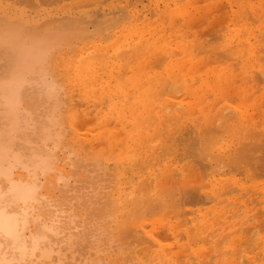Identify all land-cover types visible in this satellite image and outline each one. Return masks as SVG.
Instances as JSON below:
<instances>
[{
  "label": "rangeland",
  "instance_id": "obj_1",
  "mask_svg": "<svg viewBox=\"0 0 264 264\" xmlns=\"http://www.w3.org/2000/svg\"><path fill=\"white\" fill-rule=\"evenodd\" d=\"M31 1L33 3L32 6L27 2H23V0H0V18L3 17H5V19L14 18L12 21L23 23L25 25L26 22H28V24L30 23L29 25L45 24L46 26H52V25L64 26L66 24H69L74 28L77 27L80 31L77 32L78 34L80 33V35H76L75 33L76 38H74L75 35L73 34L74 36L72 35V37H70L69 40H67L69 41L68 43L67 41H65L64 46H62L53 56L51 63V72L53 74L52 77L53 79H55L56 85H59L56 88L57 90L59 88L61 89V90L59 89L58 91H61L59 92V98H60L59 100L62 101L63 103L62 109L60 111L61 113L60 118L62 117L61 119H64L63 120L64 122H62L63 128H61V134H63L62 135L63 137H61L59 146L55 151L56 165L54 167V171H52L45 178L44 177L41 178V183H42L41 192L45 196L47 195L54 200H59L56 198L57 197L62 198L64 196L65 199L67 200L69 199L70 196L72 197V198L70 197L71 200L76 199V197L78 200L79 199L78 196H80V191H81L82 194L80 198L83 196L82 197V199L84 198L83 201L79 199L77 202L76 200L75 204L74 203L72 204L74 200L71 202H69L70 200L67 201L68 202L67 206L71 204L69 206L70 208L74 206L76 207L69 209L70 211L71 210L73 211V209L77 210V212L74 210V212L71 213L72 211L70 212L67 209V211L71 213V215L70 214L68 215L69 216L74 215L76 221L75 226L78 225V227L83 228V226L87 224V228L91 229L92 226L88 227L89 224L91 225L93 224V228H94V224L98 225L97 228L101 226L99 225V223H97V221L98 222L101 221L99 220L100 216L99 217L96 216L97 220L94 222V218H96L94 216L95 213V211H93L94 208L93 209L90 208L89 210V207H93V206L92 205L89 206L87 204L86 205H80V204L85 202L84 201L85 197L89 195V197L92 198L95 195V191H97V196L100 198L99 202L101 203V205L105 203L107 205V206L104 205L103 208L100 207L101 206L100 205L99 206V208H101L100 210L104 211L107 209L109 211L108 213H110V215L107 213V210L106 212H104L107 214L106 218L108 216H112L111 217L112 219L107 220V222L105 223V225H107L105 227L107 233L109 231L112 234L110 233L109 236V234L105 233L107 236H109L107 240L109 242L104 243L105 245L104 244L101 245L102 251L100 252V254H97L96 260L101 261L102 262L101 264H145V263L154 264V263L143 262V259L140 258L138 252L140 251V249L144 247H149L152 249L164 247L168 249L173 248L175 251H176L175 248H177V250H179L178 251L179 253L175 254L176 259L189 258L190 259L189 261L192 263H187V264H197V263L198 264H202V263L203 264H208V263L209 264L211 263L212 264L214 263L264 264V226H263L264 225V182H263L264 177H262L264 176V170H263L264 151L261 152L263 155L262 154H260L261 156L259 155V157L263 156L261 158V161L259 160L258 161L259 163L253 167L254 171L255 169L261 167L262 170H260V168L259 170L262 171L261 173L263 174H261L260 171H258L259 176H258V172H256L258 169L255 172L251 170L254 173L250 172V169L248 170V168H251V165L256 164V161H254L255 163L252 162V164L250 165L249 164L251 163L250 160H247L249 163H246L247 161L244 162L246 158L243 157L241 153L239 154L235 153L236 149L239 151L241 147V145H238L239 140L242 136L241 128L243 130H246L247 135L254 134L260 137L261 134V138H264V136H262V134H264V129H263L264 128L263 126L264 125V102H263L264 101V89H263L264 88V62H263L264 55H261L264 53L263 50L264 37H262L264 35V6H263L264 1L241 0L244 4L243 3L239 4V2H241L240 0L238 1L237 0H211V1L210 0H53V1L31 0ZM248 1L251 2V3L249 2L250 5H247ZM34 5H36V7ZM243 7H245V9ZM185 8H187V10ZM177 10L179 12H177ZM255 10L258 12H256ZM182 14L183 16H181ZM170 15L171 18L169 17ZM184 15H187V18ZM247 16L248 18H245ZM180 17H184V18L180 19ZM168 18H170L171 20L170 19L168 20ZM193 35L196 37H193ZM257 36L260 37V40L259 39L257 40ZM120 41L121 43H119ZM254 41H256L257 44L260 46L257 47L256 42H255L256 45H254ZM220 42L222 43V45ZM156 46H159V48ZM221 46H223L224 48H222ZM98 47L104 48L105 50L104 49L102 50L101 48ZM257 48L260 49V53H258L259 50H257ZM214 53H216V55ZM144 54H148L149 57ZM98 57H100V59ZM144 57L147 58L148 60L147 62L145 61L146 58ZM141 59L142 62H145L144 65H141L142 64ZM97 60H99L100 62ZM110 60L111 62L113 61L115 64L113 62L111 63ZM179 60L181 61L179 62ZM75 61L77 62L79 61V62L77 63ZM90 61L93 62L92 65ZM256 63L259 65L256 66ZM89 64L91 68L89 67ZM178 64L180 66H178ZM261 64L263 66H261ZM237 66H239L241 69ZM111 67H114V69ZM78 68L79 71L77 72ZM84 68L88 69L89 71L86 70L87 71L86 72ZM131 68L134 69L131 70ZM81 69L83 72L80 71ZM149 69L150 71H152L151 74L148 73ZM52 70H54V72ZM74 70L76 71V73ZM143 70L145 71V74ZM134 72L136 73V75L138 74L139 75L136 76ZM73 73H75V75ZM71 74L72 76H70ZM79 74L80 77H78ZM129 74L131 75L129 76ZM140 74H144V76ZM96 75H98V77ZM153 76L155 79H153ZM228 76L232 78L229 79ZM131 77L133 78L131 79ZM153 80L155 81L153 82ZM205 81L209 83L207 84ZM113 82H115V84ZM212 83L214 84V86L216 84L218 85L219 83V86L217 87L216 85L215 88ZM96 87L98 88L96 89ZM129 87L131 90H129ZM139 88L141 91L138 90ZM143 89H145V91H147L148 94ZM247 89L248 91H246ZM254 89L256 95L255 93H253ZM132 90H134L135 92ZM140 93H142L143 95H141ZM134 96H135V100H134ZM170 98L173 99L171 100ZM140 99H144V100L140 101ZM128 100L132 101L134 105H132L131 103L128 105L129 103ZM198 101L199 104L197 103ZM166 102H169V104ZM243 102L244 105H242ZM195 103H197V105ZM171 104H173V106ZM166 105H171V106H166ZM195 105L197 108L195 107ZM165 106L168 107L169 112H167V114L165 115H162V113L166 111L163 110ZM245 106H248L247 110H245L246 109ZM131 107L133 108L135 113L137 112L136 117L139 120L135 124L139 127L138 129H134L132 128V126H128L126 124L127 118L130 115ZM237 107H239L240 111ZM227 111L228 113H226ZM246 111L249 112L248 115ZM232 112H234L236 115H234ZM161 115L163 117H161ZM255 115L256 117L255 119H253ZM229 116L231 118H229ZM242 116H244V119L246 120L239 119L240 117L243 119ZM100 117L102 119H100ZM162 118H164V121ZM228 118L230 121H228ZM155 119L157 120L153 122V120ZM233 119H236V121L238 122H236ZM253 120L255 122H253ZM150 121L152 123H150ZM115 122L118 124H116ZM182 123L184 124V126ZM236 123H239V128H237L238 124ZM179 124H182V126ZM217 124L218 125L220 124L221 127L220 126L217 127ZM176 125H178V127H176ZM253 125L254 127H252ZM260 125L261 127H259ZM171 126H174L175 128L172 127L173 128L172 129ZM234 126L236 128H234ZM219 127L220 129H218ZM76 128L77 130H75ZM224 128L227 129L224 130ZM232 128L233 130H231ZM125 129L129 132L131 139V140L129 139V141L124 140V138L122 137V134L125 131ZM205 130H207L206 134L204 133L206 132ZM211 130H213L212 135H211L212 132L211 133L209 132ZM164 131H167L169 133L171 132V134L166 133ZM227 131L233 136H231ZM231 131L234 132L232 133ZM114 132H116V134ZM131 133L133 135H131ZM138 133L140 134L138 135ZM203 134L207 137L203 138L204 136ZM234 134H236V136ZM104 135L105 136L107 135L108 138L105 139ZM101 136L103 138H101ZM213 137H215V139ZM234 137H236V140ZM216 138L218 141L216 140ZM157 140L159 141V143ZM206 140L207 142L210 140V143L208 142L206 144ZM170 141H172L173 143L171 142L170 144ZM217 143L219 144L217 145ZM198 144H201L203 147ZM115 145L117 146V148ZM148 145L149 148L146 147ZM52 146L53 143H50L48 148L50 150H53L54 147ZM102 147H104V149ZM212 148H213V152H212L213 155L210 153ZM207 149L209 151H207ZM199 150L200 153L197 152ZM228 150H230L229 153H226L228 152ZM140 153L142 154L140 155ZM205 153L206 154L209 153L211 155L209 156V154L206 155ZM221 153H222V158H221ZM224 153L226 154V156ZM174 154H176V156ZM227 154H229L230 156ZM142 155L144 157H147L146 159L151 162V164L149 162V165L147 167L149 170H151L152 174L154 176L156 175L155 176L156 178H158L160 175L161 177L160 186H162V190L160 187L159 190L156 191L158 195L153 196V199L151 198L153 201H148L146 204L147 206L149 205L150 207L149 210L145 209L146 212L145 215L147 214L145 216V219L147 220V225L145 224L142 229L138 227L139 228L138 234L137 232H135L136 234L132 233L133 235L126 233L124 235V230L122 229L123 218L121 217V214L119 212L120 211L119 210L120 201H118L119 200L118 198H120L119 185L120 187L122 186V184L125 185L124 186L125 191L127 190L126 183L135 185L136 187L138 186L143 188V185L141 183L142 180L140 178H142L141 176H143V174L146 171L144 167L141 166L140 158H142ZM202 155L203 157L206 156V158L207 157L209 158L205 160L202 157ZM67 156H69V158ZM228 156H229V161L231 160L230 161L231 163H229V161L227 160ZM170 157L174 158V160H172ZM241 157L244 158V161L243 158ZM236 158L237 160H235ZM196 160H199L200 162H196ZM232 162L236 165H234ZM241 162H243L244 164ZM238 164L242 165L241 168L243 169H240V166L238 167ZM259 164L262 166H259ZM170 165L172 166L170 167ZM205 165H209V166L207 167ZM223 165L224 167H222ZM246 165L248 167H246ZM246 171L249 172L247 173ZM130 174L132 175V177ZM252 175H254L258 179H254L255 177H253ZM250 176L252 177V179H250L251 178ZM202 177L204 179H202ZM59 178H62L61 182ZM85 179L86 180L89 179V180H87L86 182ZM92 179L93 182L91 184ZM64 182L67 185L66 189L68 186L70 187V188L68 187L69 190H67L69 192L64 191V185H65V184L63 185ZM158 182H159V178H158ZM164 182L165 185H163ZM239 182H241L240 185ZM260 182L263 183L259 184ZM189 183L193 185H190ZM185 184L186 187L189 186L188 189H186ZM80 185H82L81 189H80ZM173 185L175 186L173 187ZM194 185L197 188H195ZM91 186H94V188H92ZM72 187L73 190L71 189ZM116 187L118 190L116 189ZM167 187H169L170 190L167 191L168 189ZM183 187H185L184 188V191H186L185 193L182 190ZM261 187L263 188L261 189ZM191 188L193 191V195H192V191H190ZM259 189H261L260 192ZM61 190H63L62 193L64 192L65 195L64 194L61 195ZM187 190L190 191L191 194ZM159 192L162 194L161 197H159L160 196ZM169 194H171L172 196ZM186 194H188L187 196L188 199L186 198ZM66 195H68V197H66ZM73 196L76 197L74 198ZM89 197L86 199H89ZM183 197H184V201L182 200ZM192 198L193 200L195 198V201L198 199V201L194 203L192 202ZM177 199L178 201H176ZM185 199L187 200L191 199L190 203H188L187 206H186V202L188 201H185ZM181 202H183L182 206L185 204L183 207L180 206ZM154 207H156V209ZM184 208L186 212L184 211ZM75 212L76 215L74 214ZM91 212L93 213V215L92 214L90 215ZM189 213L190 214L192 213V215H195V217L192 215L190 216ZM84 214L88 215V217L86 216L85 218ZM102 214L99 213V215ZM183 214L185 217L182 216ZM218 215H221V219H223L222 224L216 226V228L213 230H211V226H210L206 235H209L211 240H209V243L206 244V246L201 245L200 240L197 238L198 237L197 234L191 231L194 229V228L192 229V227H195L196 225H200L202 222L206 220L209 221V225H211L212 222L215 221L214 219L217 218V217L215 218V216ZM225 215L227 217L226 219H225ZM77 216H79V218ZM90 216L91 218L94 217L92 219L93 222L91 223H90L91 220ZM156 217L157 219H155ZM89 218L90 220H88ZM83 219L85 221H83ZM186 219L188 221H186ZM86 221L89 223L83 225V222ZM148 221L150 223H148ZM170 221L172 222L171 226L169 225ZM167 222L169 223L167 224ZM186 222H188L189 225H187ZM167 226L169 227L168 229ZM232 226L233 227L235 226L234 231H232L233 228ZM81 228L80 231L82 230ZM87 228L85 230L87 231V233L88 231L90 233L91 231L88 230ZM147 228L150 229L147 230ZM174 230L175 233L173 232ZM164 231L167 234H165ZM186 231L193 232V237L188 242L189 243L188 247L183 246L185 244V240L183 236L185 233H187ZM94 232H96V229ZM233 234L234 235L236 234L234 236L236 238L232 237ZM164 236L167 237V239ZM89 238H91V236ZM109 239H111V241ZM138 241L141 242L142 243L141 245L143 246L139 245L140 243ZM160 242L168 246L166 245L162 246ZM164 242H168V244ZM192 242L193 245L191 244ZM147 243L148 244L150 243L151 246L148 245ZM169 243L172 244V247L171 244L169 245ZM197 245L198 247L196 249ZM208 246H210L211 248H209ZM200 247L205 249L201 251L202 259L200 258V262L199 260L194 259L195 257L193 256L194 257L193 258L191 254H190L191 258L188 256L185 257L186 249L193 248L195 250H198ZM183 249L184 251H182ZM220 249L221 252H219ZM181 253L183 254V256ZM222 253L224 256L222 255ZM214 256L215 259H212V257Z\"/></svg>",
  "mask_w": 264,
  "mask_h": 264
},
{
  "label": "bare ground",
  "instance_id": "obj_2",
  "mask_svg": "<svg viewBox=\"0 0 264 264\" xmlns=\"http://www.w3.org/2000/svg\"><path fill=\"white\" fill-rule=\"evenodd\" d=\"M40 1V0H39ZM53 1V0H52ZM211 1V0H210ZM238 1V0H237ZM236 1V2H237ZM241 1V0H240ZM264 1V0H263ZM23 2H27L28 4H31L32 6V1L31 0H26ZM30 2V3H29ZM51 2V1H50ZM59 2V1H58ZM217 2V1H216ZM250 1H248L246 4H249ZM259 2V1H258ZM243 3L242 1L239 2ZM251 3V2H250ZM263 3V2H262ZM244 4V3H243ZM232 5V4H231ZM258 5V4H257ZM36 7V5H34ZM230 6V4H229ZM243 6V5H241ZM261 6V5H260ZM264 6V4H263ZM202 7V6H201ZM225 7V6H224ZM251 7V6H249ZM262 7V6H261ZM242 8V7H241ZM240 8V9H241ZM245 9V7H243ZM181 9V8H180ZM187 10V8H185ZM202 9V8H201ZM239 9V8H238ZM179 10V9H178ZM177 10V12H179ZM263 10V9H262ZM256 11V10H255ZM176 12V13H177ZM258 12V11H256ZM184 13V12H183ZM174 14V13H173ZM172 14V15H173ZM208 14V13H207ZM16 15V14H15ZM169 15V14H168ZM241 15V14H240ZM4 16V15H3ZM178 16V15H177ZM183 16V14L181 15ZM187 18V15H184ZM246 16V15H245ZM171 18V15L169 16ZM207 17V16H206ZM168 18V20L170 19ZM173 18V16H172ZM184 17H180V19H183ZM245 18H248L245 17ZM244 18V19H245ZM10 19V20H9ZM9 19H5V17L0 18V260H20V259H25V260H32L33 257L35 258V260L38 262V264H101V261L96 260V256L97 254H100V252L102 251V244L109 242L107 241L110 233L106 230V226L105 223L107 222V220L112 219V216H107L106 210H100L101 208H99V206L101 205V203L99 202V197L97 196V191H95V195L90 198L89 195L87 197H85V202L80 204V205H92L93 207H89L95 211L94 216L99 217V220H101L100 222L97 221V223H99V228H97L98 225L94 224V228H93V224H89L88 227H91V229L87 228V224L89 222H83V228L75 226V218L74 215L73 216H69L68 214L71 215V213L74 212V210L77 212L76 209H73V211L71 212L69 209L74 208V207H69L71 204H69V206H67V201L72 202V204H75V201L77 200L76 196H73L74 198L76 197V199H72L69 197V199H65V196L62 198L57 197L56 199L59 200H54L51 199V197L49 196H45L44 194H42L41 190H42V183H41V178H45L46 176H48L52 171H54V167H55V161H56V154L55 151L59 146V142L61 140V137H63L61 134V128H63V120L60 118V111L62 109V101H60L59 99V92L56 87H58L59 85H56L55 83V79H53V74L51 72V63H52V59L53 56L55 55V53L65 44V41L69 40L70 37H72V35L76 33V35H80V33L78 34L77 32H80L79 29L77 27V29H75L73 26L66 24L64 26H60V25H52V26H46L45 24H33V25H29L28 22H26V25L23 23H19V22H15L12 21L14 18H9ZM206 19V18H205ZM254 19V18H252ZM79 20V19H78ZM171 20V19H170ZM188 20V19H187ZM191 20V18H190ZM200 20V19H199ZM250 20V19H249ZM248 20V21H249ZM22 21V20H21ZM166 21V20H165ZM173 21V20H172ZM185 21V19H184ZM183 21V22H184ZM53 22V21H51ZM57 22V21H56ZM63 22V21H62ZM66 22V21H65ZM71 22V21H69ZM78 22V21H77ZM256 22V21H255ZM263 22V21H261ZM35 23V22H33ZM40 23V22H39ZM67 23V22H66ZM84 23V22H82ZM190 23V22H189ZM188 23V24H189ZM28 24V25H27ZM65 24V23H63ZM72 24V23H71ZM170 24V23H169ZM173 24V23H172ZM99 25V24H98ZM176 25V24H175ZM174 27V26H173ZM260 28V27H259ZM262 28V27H261ZM157 30V29H156ZM252 31V30H251ZM263 31V29H262ZM84 32V31H83ZM81 32V33H83ZM166 32V31H165ZM174 32V31H173ZM85 33V32H84ZM160 33V32H159ZM158 33V34H159ZM201 33V32H200ZM128 34V33H127ZM251 34V33H250ZM73 35V36H74ZM76 35L74 38H76ZM85 35V34H84ZM240 35V34H239ZM248 35V34H247ZM246 35V36H247ZM259 35V34H258ZM131 36V35H129ZM128 36V37H129ZM173 36V35H172ZM191 36V35H190ZM199 36V35H197ZM238 36V35H237ZM255 36V35H254ZM165 37V36H164ZM193 37H196L193 35ZM203 37V36H202ZM243 37V36H242ZM241 37V39H242ZM264 37V35L262 36ZM261 37V38H262ZM71 38V39H74ZM142 38V37H141ZM146 38V37H145ZM144 38V39H145ZM165 39V38H163ZM248 39V38H246ZM260 40V37L257 36V40ZM126 40V39H125ZM143 40V39H142ZM192 40V38H191ZM232 40V39H231ZM256 40V41H257ZM72 41V40H70ZM148 41V39H147ZM156 41V40H155ZM160 41V40H159ZM254 41V45L257 44V42ZM69 41H67L68 43ZM204 42V41H203ZM223 42V41H222ZM228 42V41H227ZM244 42V41H243ZM256 42V44H255ZM262 42V39H261ZM66 43V44H67ZM121 43V41L119 42ZM152 43V42H151ZM149 43V44H151ZM180 43V42H179ZM221 43V42H220ZM71 44V43H70ZM89 44V43H88ZM115 44V43H114ZM118 44V43H117ZM126 44V43H125ZM128 44V43H127ZM148 44V45H149ZM189 44V43H188ZM202 44V43H200ZM206 44V43H205ZM228 44V43H227ZM260 44V43H259ZM262 44V43H261ZM113 45V44H112ZM121 45V44H120ZM155 45V44H154ZM174 45V44H173ZM222 45V43H221ZM225 45V42H224ZM70 46V45H69ZM136 46V45H135ZM151 46V45H150ZM208 46V45H206ZM236 46V45H235ZM249 46V45H248ZM260 46L257 44V47ZM262 46V45H261ZM116 47V45H115ZM119 47V46H118ZM142 47V46H140ZM159 48V46H156ZM164 47V46H163ZM215 47V45H214ZM222 48H224L223 46H221ZM243 47V46H242ZM250 47V46H249ZM97 48V47H96ZM101 48V47H98ZM168 48V47H167ZM166 48V51H167ZM232 48V47H231ZM238 48V47H237ZM251 48V47H250ZM253 48V47H252ZM260 48V47H259ZM257 48V50H259L258 53H260V49ZM102 50L104 48H101ZM108 49V48H107ZM111 49V48H110ZM116 49V48H114ZM141 49V48H140ZM152 49V48H151ZM228 49V48H227ZM263 49V48H262ZM95 50V49H94ZM105 50V49H104ZM148 50V48H147ZM225 50V49H224ZM264 50V49H263ZM61 51V50H60ZM92 51V50H90ZM89 51V52H90ZM110 51V50H109ZM114 51V50H113ZM150 51V50H149ZM154 51V50H153ZM206 51V50H205ZM210 51V50H209ZM249 51V50H248ZM254 51V50H253ZM256 51V50H255ZM112 52V50H111ZM110 52V53H111ZM174 52V51H173ZM241 52V51H240ZM252 52V50H251ZM263 52V51H262ZM104 53V52H103ZM154 53V52H153ZM152 53V54H153ZM206 53V52H205ZM220 53V51H219ZM257 53V52H256ZM257 53V54H258ZM149 54V53H148ZM148 54H144L147 55L149 57ZM216 55V53H214ZM240 54V53H239ZM93 55V54H92ZM155 55V54H154ZM232 55V54H231ZM234 55V54H233ZM236 55V54H235ZM242 55V54H241ZM259 55V54H258ZM261 55H264L261 54ZM117 56V55H116ZM143 56V54H142ZM153 56V55H152ZM151 56V57H152ZM197 56V55H196ZM212 56V55H211ZM130 57V56H129ZM139 57V56H138ZM172 57V56H171ZM175 57V56H174ZM93 58V56H92ZM100 59V57H98ZM97 58V59H98ZM112 58V57H111ZM140 58V57H139ZM146 58V57H144ZM218 58V56H217ZM241 58V57H240ZM123 59V58H122ZM137 59V58H136ZM143 59V57H142ZM141 59V62H142ZM171 59V58H170ZM229 59V58H228ZM263 59V58H261ZM93 60V59H90ZM117 60V58H116ZM115 60V61H116ZM127 60V59H126ZM166 60V59H165ZM99 61V60H97ZM96 61V62H97ZM146 62L148 61L147 58L145 60ZM167 61V60H166ZM181 60H179L180 62ZM260 61V60H259ZM77 62V61H75ZM79 62V61H78ZM77 62V63H78ZM91 62V61H90ZM89 62V63H90ZM100 62V61H99ZM111 62V60H110ZM113 62V61H112ZM111 62V63H112ZM132 62V61H131ZM138 62V61H137ZM140 62V64H141ZM210 62V61H209ZM264 62V61H263ZM83 63V62H82ZM108 63V61H107ZM114 63V62H113ZM118 63V62H116ZM145 62H142L141 65H144ZM178 63V62H177ZM215 63V62H214ZM262 63V62H261ZM88 64V62H87ZM93 64V62H91V65ZM97 64V63H96ZM102 64V63H101ZM115 64V63H114ZM164 64V62H163ZM162 64V65H163ZM183 64V63H182ZM77 65V64H76ZM75 65V66H76ZM112 65V64H111ZM118 65V64H117ZM129 65V64H128ZM254 65V64H253ZM259 65L256 63V66ZM81 66V65H80ZM79 66V67H80ZM103 66V65H101ZM100 66V67H101ZM116 66V65H114ZM132 66V65H131ZM135 66V65H134ZM133 66V67H134ZM178 66H180L178 64ZM177 66V67H178ZM186 66V63H185ZM184 66V67H185ZM255 66V65H254ZM261 66H263L261 64ZM90 67V64H89ZM88 67V69H89ZM148 67V66H147ZM151 67V66H150ZM183 67V68H184ZM239 67V66H237ZM91 68V67H90ZM99 68V65H98ZM114 69V67H111ZM110 68V69H111ZM118 68V67H117ZM130 68V67H128ZM141 68V67H140ZM240 68V67H239ZM245 68V67H244ZM243 68V69H244ZM250 68V67H247ZM85 71L88 70L86 68H84ZM83 69V70H84ZM102 69V68H101ZM106 69V68H105ZM127 69V68H126ZM134 68H131V70ZM144 69V68H143ZM147 69V68H146ZM179 69V68H178ZM220 69V68H219ZM224 69V68H223ZM241 69V68H240ZM252 69V68H251ZM65 70V69H64ZM116 70V69H115ZM130 70V71H131ZM155 70V69H154ZM175 70V69H174ZM183 70V69H182ZM54 72V70H52ZM75 71V70H74ZM79 71V68L77 70V72ZM82 71V69L80 70ZM89 71V70H88ZM99 71V70H98ZM106 71V70H104ZM117 71V70H116ZM135 71V70H134ZM138 71V70H137ZM144 71V70H143ZM150 71V69H149ZM148 73L151 74L152 71H150ZM212 71V70H211ZM248 71V70H247ZM68 72V71H67ZM83 72V71H82ZM81 72V73H82ZM87 72V71H86ZM114 72V71H113ZM76 73V71H75ZM75 73H73L75 75ZM80 73V72H79ZM115 73V72H114ZM135 73V72H134ZM203 73V72H202ZM227 73V72H226ZM247 73V72H246ZM145 74V71H144ZM144 74H140L142 76H144ZM165 74V73H163ZM253 74V73H252ZM73 75V76H74ZM102 75V74H101ZM99 75V76H101ZM131 74H129L130 76ZM134 75V74H132ZM136 75V73H135ZM139 75V74H138ZM136 75V76H138ZM148 75V74H147ZM154 75V74H153ZM229 75V74H228ZM72 76V74L70 75ZM98 77V75H96ZM105 76V75H104ZM103 76V77H104ZM110 76V75H109ZM157 76V75H155ZM227 76V75H226ZM225 76V77H226ZM80 77V74L79 76ZM77 77V78H78ZM120 77V76H119ZM140 77V76H139ZM138 77V78H139ZM159 77V76H158ZM203 77V76H202ZM215 77V76H214ZM222 77V76H221ZM224 77V76H223ZM229 77V76H228ZM241 77V76H240ZM248 77V76H247ZM88 78V77H87ZM107 78V76H106ZM133 77H131L132 79ZM148 78V76H147ZM150 78V77H149ZM216 78V77H215ZM232 77H229V79ZM246 78V77H245ZM85 79V78H84ZM93 79V76H92ZM95 79V77H94ZM105 79V78H104ZM118 79V78H117ZM135 79V77H134ZM153 79L154 76H153ZM158 79V78H157ZM204 79V78H203ZM207 79V78H206ZM214 79V78H212ZM247 79V78H246ZM76 80V79H75ZM88 80V79H87ZM97 80V79H96ZM100 80V78H99ZM161 80V79H160ZM242 80V79H241ZM251 80V79H250ZM253 80V79H252ZM81 81V80H80ZM78 81V82H80ZM152 81V80H151ZM155 80H153L154 82ZM243 81V80H242ZM247 81V80H246ZM76 82V81H74ZM88 82V81H87ZM136 82V81H135ZM207 83V81H205ZM115 84V82H113ZM131 83V82H130ZM129 83V84H130ZM137 83V82H136ZM209 83V82H208ZM207 83V84H208ZM58 84V83H57ZM75 84V83H74ZM89 84V83H88ZM104 84V83H103ZM124 84V83H123ZM127 84V83H126ZM133 84V83H132ZM135 84V83H134ZM148 84V83H147ZM154 84V83H153ZM213 84V83H212ZM216 84V83H215ZM73 85V84H72ZM83 85V84H82ZM141 85V84H140ZM139 85V86H140ZM217 85V84H216ZM216 85L213 86L216 88ZM246 85V84H245ZM252 85V84H251ZM81 86V85H80ZM109 86V85H108ZM113 86V84H112ZM117 86V85H115ZM122 86V85H121ZM135 86V85H134ZM137 86V84H136ZM210 86V87H213ZM219 86V83L217 85V87ZM250 86V85H249ZM79 87V86H77ZM143 87V86H142ZM151 87V85H150ZM158 87V86H157ZM98 87H96L97 89ZM177 88V87H176ZM223 88V87H222ZM81 89V87H80ZM85 89V88H84ZM128 89V87H127ZM147 89V88H146ZM214 89V88H213ZM220 89V88H219ZM228 89V88H227ZM241 89V87H240ZM245 89V88H243ZM249 89V88H248ZM248 89L246 91H248ZM252 89V88H251ZM264 89V88H263ZM61 90V89H60ZM129 90L130 87H129ZM128 90V91H129ZM139 91L140 88L138 89ZM145 91V89H143ZM148 90V89H147ZM211 90V89H209ZM221 90V89H220ZM225 90V88H224ZM234 90V89H233ZM125 91V92H128ZM134 91V90H132ZM124 92V91H122ZM131 92V91H130ZM135 92V91H134ZM147 93V91H145ZM244 92V91H243ZM157 93V92H156ZM246 93V92H245ZM251 93V90H250ZM255 93V89L254 92ZM127 94V93H126ZM129 94V93H128ZM141 95H143L142 93H140ZM148 94V93H147ZM218 94V93H217ZM242 94V92H241ZM162 95V93H161ZM175 95V94H174ZM256 95V93H255ZM254 95V96H255ZM128 96V95H127ZM199 96V95H198ZM64 97V96H63ZM256 97V96H255ZM253 97V98H255ZM108 98V97H107ZM131 98V97H130ZM245 98V97H244ZM250 98V97H249ZM145 99V98H144ZM144 99H140L144 100ZM167 99V98H166ZM171 100L173 98H170ZM178 99V98H177ZM176 99V100H177ZM183 99V98H182ZM248 99V97H247ZM108 100V99H107ZM123 100V98H122ZM134 100H135V96H134ZM150 100V99H149ZM170 100V101H171ZM203 100V99H202ZM241 100V99H240ZM245 100V99H244ZM255 100V99H254ZM109 101V100H108ZM129 103L128 105L131 103L132 105H134L132 103V101L128 100ZM167 101V100H166ZM250 101V100H249ZM248 101V103H249ZM257 101V100H256ZM260 101V99H259ZM163 102V101H162ZM191 102V101H190ZM264 102V101H263ZM109 103V102H108ZM147 103V102H146ZM169 104V102H166ZM171 103V102H170ZM186 103V102H185ZM188 103V102H187ZM199 104V101L197 102ZM197 103H195L197 105ZM247 103V102H246ZM245 103V104H246ZM257 103V102H255ZM240 104V102H239ZM160 105V104H159ZM173 106V104H171ZM171 105H166V106H171ZM180 105V104H179ZM195 105V107H196ZM231 105V104H230ZM244 105V102L243 104ZM164 107L163 110H166L162 113V115L167 114L168 111V107ZM202 106V105H200ZM204 106V105H203ZM233 106V105H232ZM108 107V106H107ZM106 107V108H107ZM152 107V106H151ZM236 107V106H234ZM243 107V106H242ZM248 106H245V110H247ZM143 108V107H142ZM197 108V107H196ZM239 109V107H237ZM77 109V108H76ZM139 109V108H138ZM137 109V110H138ZM208 109V108H207ZM217 109V108H216ZM237 109V110H238ZM254 109V108H253ZM174 110V109H173ZM172 110V112H173ZM177 110V109H176ZM185 110V109H184ZM230 110V109H228ZM232 110V109H231ZM243 110V109H242ZM244 110V111H245ZM255 110V109H254ZM75 111V110H74ZM115 111V110H114ZM113 111V112H114ZM126 111V110H125ZM179 111V110H178ZM207 111V110H206ZM240 111V109H239ZM238 111V112H239ZM243 111V112H244ZM185 112V111H184ZM196 112V111H195ZM225 112V110H224ZM242 112V113H243ZM247 115L249 114L248 111ZM252 112V110H251ZM258 112V111H257ZM181 113V112H179ZM228 113V111L226 112ZM234 115H236L234 112H232ZM240 113V114H242ZM87 114V113H86ZM224 114V113H223ZM239 114V113H238ZM258 114V113H257ZM161 115V117H163ZM72 116V115H71ZM137 116V112L135 113V111L133 110V108L131 107L130 109V115L127 118L126 124L128 126H132V128L134 129H138L139 127L135 124L138 122V118ZM140 116V115H139ZM220 116V115H218ZM228 116V115H227ZM240 116V115H239ZM78 117V116H77ZM106 117V116H105ZM109 117V116H108ZM113 117V116H112ZM111 117V118H112ZM142 117V116H141ZM151 117V116H149ZM177 117V116H176ZM243 119L240 117L239 119L241 120H246L244 119V116H242ZM256 115L254 116L253 119H255ZM120 118V117H119ZM178 118V117H177ZM206 118V116H205ZM212 118V117H211ZM218 118V117H217ZM227 118V117H226ZM224 118V119H226ZM229 118H231L229 116ZM228 118V121H230ZM100 119H102L100 117ZM164 121V118H162ZM169 119V118H168ZM221 119V118H220ZM76 120V118H75ZM87 120V119H86ZM104 120V119H103ZM151 120V118H150ZM157 119L153 120L156 121ZM181 120V119H180ZM236 121V119H233ZM238 120V119H237ZM258 120V119H257ZM73 121V120H72ZM101 121V120H100ZM123 121V120H122ZM162 121V120H161ZM173 121V120H172ZM188 121V120H187ZM217 121V119H216ZM215 121V122H216ZM223 121V120H222ZM232 121V120H231ZM259 121V120H258ZM113 122V121H112ZM149 122V121H148ZM181 122V121H180ZM179 122V123H180ZM214 122V123H215ZM221 122V121H220ZM234 122V121H233ZM238 122V121H236ZM244 122V121H243ZM251 122V121H250ZM253 122H255L253 120ZM103 123V121H102ZM116 123V122H115ZM150 123H152L150 121ZM161 123V122H160ZM166 123V122H165ZM172 123V122H171ZM263 123V122H262ZM118 124V123H116ZM122 124V123H121ZM145 124V123H144ZM143 124V125H144ZM156 124V123H155ZM183 124V123H182ZM182 124H179L182 126ZM209 124V123H208ZM228 124V122H227ZM230 124V122H229ZM237 128H239V123H236ZM235 124V125H236ZM241 124V123H240ZM148 125V123H147ZM150 125V124H149ZM187 125V124H186ZM259 125V124H258ZM257 125V126H258ZM82 126V125H81ZM119 126V125H118ZM156 126V125H155ZM184 126V124H183ZM220 126V124H217V127ZM245 126V125H244ZM264 126V125H263ZM148 127V126H147ZM146 127V128H147ZM154 127V126H153ZM158 127V126H157ZM156 127V128H157ZM167 127V126H166ZM174 126H171V128ZM176 127H178V125H176ZM210 127V126H209ZM212 127V126H211ZM221 127V126H220ZM220 127L218 129H220ZM223 127V125H222ZM233 127V126H230ZM254 127V125L252 126ZM261 127V125L259 126ZM141 128V127H140ZM145 128V127H143ZM155 128V127H154ZM170 128V129H171ZM175 128V127H174ZM215 128V127H214ZM228 128V127H227ZM226 128V129H227ZM234 128H236L234 126ZM104 129V128H103ZM114 129V128H113ZM173 129V128H172ZM183 129V128H182ZM207 129V128H206ZM224 128V130H226ZM230 129V128H229ZM251 129V128H249ZM254 129V128H252ZM264 129V128H263ZM77 130V128L75 129ZM115 130V129H114ZM118 130V129H116ZM146 130V129H145ZM209 130V129H208ZM233 130V128L231 129ZM237 130V129H236ZM235 130V131H236ZM241 132H242V136L239 140V144L241 145L239 151L236 149V154L241 153L243 157H245V161L243 158V161L246 162L247 160H250L251 163H249L248 161L246 163H249L250 165L252 164V162L256 161V164L251 165V168H248V170L250 169V172L254 171L253 167L256 166L259 162V160L261 161V158L263 157H259L260 154H262L261 152H263L264 150V138H261V134L260 137L254 134L251 135H247L246 134V130H243L241 128ZM83 131V130H82ZM112 131V130H111ZM151 131V130H149ZM155 131V130H154ZM159 131V130H158ZM183 131V130H182ZM198 131V130H197ZM206 132H204L205 134L207 133V130H205ZM216 131V130H215ZM214 131V134H215ZM229 131V130H228ZM227 131V132H228ZM249 131V130H248ZM247 131V132H248ZM86 132V131H84ZM99 132V131H98ZM136 132V131H134ZM153 132V131H152ZM166 133H169L167 131H164ZM163 132V133H164ZM179 132V130H178ZM201 132V131H200ZM199 132V133H200ZM211 133V135L213 134V130L209 131ZM232 133L234 131H231ZM237 132V131H236ZM256 132V131H255ZM261 132V131H260ZM102 133V132H100ZM116 134V132H114ZM121 133V132H120ZM162 133V134H163ZM174 133V132H173ZM177 133V131H176ZM196 133V132H195ZM198 133V134H199ZM223 133V131H222ZM229 133V132H228ZM263 133V132H262ZM104 134V133H103ZM140 133H138L139 135ZM161 134V132H160ZM171 134V132L169 133ZM175 134V133H174ZM189 134V133H188ZM197 134V135H198ZM225 134V133H224ZM230 134V133H229ZM238 134V133H237ZM100 135V134H99ZM131 135H133L131 133ZM157 135V134H156ZM165 135V134H164ZM204 135V134H203ZM228 135V134H227ZM231 135V134H230ZM236 136V134H234ZM105 136V135H104ZM154 136V135H153ZM170 136V135H169ZM200 136V135H199ZM202 136V134H201ZM205 136V135H204ZM203 138H206L207 136H205ZM233 136V135H231ZM240 136V135H239ZM262 136H264V134H262ZM122 137L124 138V140L129 141L130 139V135L129 132L125 129V131L122 134ZM140 137V136H139ZM148 137V135H147ZM162 137V136H161ZM187 137V136H186ZM192 137V136H191ZM224 137V136H223ZM85 138V137H84ZM87 138V137H86ZM101 138H103L101 136ZM100 138V139H101ZM107 135L105 136V139H107ZM143 138V137H142ZM167 138V137H166ZM169 138V137H168ZM176 138V137H174ZM180 138V137H179ZM202 138V137H201ZM215 139V137H213ZM233 138V137H232ZM231 138V139H232ZM236 140V137H234ZM98 139V138H97ZM183 139V138H182ZM189 139V138H188ZM238 139V136H237ZM118 140V139H117ZM131 140V139H130ZM144 140V139H143ZM171 140V139H170ZM217 140V138H216ZM135 141V140H133ZM155 141V140H154ZM158 141V140H157ZM166 141V139H165ZM174 141V140H173ZM176 141V140H175ZM205 141V140H204ZM212 141V140H211ZM215 141V140H214ZM218 141V140H217ZM224 141V140H223ZM229 141V140H228ZM103 142V141H102ZM172 141H170L171 144ZM203 142V141H202ZM210 143V140L208 141ZM206 140V144L208 143ZM226 142V141H225ZM233 142V141H232ZM50 143H53L54 149L50 150L48 147L50 145ZM77 143V141H76ZM110 143V142H109ZM108 143V144H109ZM117 143V142H115ZM122 143V142H119ZM131 143V141H130ZM140 143V142H139ZM152 143V142H151ZM159 143V141H158ZM168 143V142H165ZM173 143V142H172ZM191 143V142H190ZM204 143V142H203ZM212 143V142H211ZM216 143V142H215ZM227 143V142H226ZM246 143V144H245ZM124 144V143H123ZM150 144V143H149ZM202 144V143H201ZM198 144V145H201ZM219 143H217L218 145ZM236 144V142H235ZM106 145V144H105ZM117 145V144H116ZM115 145V146H116ZM152 145V144H151ZM164 145V144H163ZM169 145V144H168ZM175 145V144H174ZM197 145V146H198ZM205 145V144H204ZM231 145V144H230ZM118 146V145H117ZM116 146V148H117ZM120 146V145H119ZM158 146V144H157ZM156 146V147H157ZM202 146V145H201ZM210 146V145H209ZM51 147V146H50ZM136 147V146H134ZM147 148H149V145L146 146ZM203 147V146H202ZM214 147V146H213ZM238 147V146H237ZM104 149V147H102ZM101 148V149H102ZM106 148V147H105ZM132 148V147H131ZM152 148V146H151ZM159 148V147H158ZM168 148V147H167ZM171 148V147H170ZM216 148V146H215ZM233 148V147H232ZM231 148V149H232ZM115 149V148H114ZM200 149V148H199ZM206 149V148H205ZM230 149V148H229ZM116 150V149H115ZM126 150V149H125ZM176 150V149H175ZM180 150V149H179ZM216 150V149H215ZM73 151V150H72ZM105 151V150H104ZM108 151V150H107ZM110 151V150H109ZM134 151V150H133ZM142 151V149H141ZM148 151V150H147ZM157 151V150H156ZM202 151V150H201ZM207 151H209L207 149ZM230 150H228L229 153ZM235 151V150H234ZM233 151V152H234ZM238 151V153H237ZM144 152V151H143ZM146 152V151H145ZM172 152V151H171ZM200 153V150L197 151ZM196 152V153H197ZM206 152V151H205ZM213 148L211 150V154L213 155ZM232 152V151H231ZM198 153V154H199ZM108 154V153H107ZM142 153H140L141 155ZM146 154V153H145ZM155 154V153H154ZM157 154V153H156ZM202 154V152H201ZM206 154V153H205ZM209 154V153H207ZM206 154V155H207ZM209 154V156L211 155ZM225 154V153H224ZM240 154V155H241ZM119 155V154H118ZM117 155V156H118ZM128 155V154H127ZM169 155V154H167ZM171 155V154H170ZM176 156V154H174ZM197 155V154H196ZM229 155V154H227ZM239 155V156H240ZM263 155V154H262ZM73 156V155H72ZM71 156V157H72ZM121 156V155H120ZM123 156V155H122ZM147 156V155H146ZM226 156V154H225ZM230 156V155H229ZM229 156L227 157V160L229 161ZM233 156V153H232ZM236 156V155H235ZM238 156V157H239ZM261 156V155H260ZM69 158V156H67ZM101 157V156H100ZM106 157V156H105ZM115 157V155H114ZM125 157V155H124ZM140 157V156H139ZM149 157V155H148ZM157 157V156H156ZM155 157V158H156ZM196 157V156H195ZM203 157V155H202ZM220 157V156H219ZM237 157V158H238ZM147 157H144L142 155V158H140V162H141V166L144 167L145 169V173L143 174V176H141L142 178H140L142 180V187H136L135 185L132 184H128L126 183V187L127 190L125 191V188L122 184V186L120 187L119 185V189H120V198H118L120 201L119 203V212L121 214V217L123 218L122 221V229L124 230V235L126 234H130L133 235L132 233L136 234L135 232H137L138 234V229L139 228H143L144 225H147V220L145 219V209L149 210L150 207L149 205L147 206V202L148 201H153V196H157L158 194L156 193V191L159 190V188L161 187L162 190V186H160L161 184V177L159 175V182H158V178H156L151 170L148 169V165L149 162L147 159ZM153 158V155H152ZM160 158V157H159ZM168 158V156H167ZM171 158V157H170ZM190 158V157H189ZM198 158V157H197ZM205 160L208 159L209 157L206 158V156L203 157ZM211 158V157H210ZM221 158H222V153H221ZM237 158L235 160H237ZM115 159V158H114ZM120 159V158H119ZM172 160H174V158H171ZM199 159V158H198ZM232 159V158H231ZM234 159V158H233ZM69 160V159H68ZM76 160V159H75ZM132 160V159H131ZM134 160V159H133ZM151 160V159H150ZM154 160V159H153ZM201 160V159H200ZM203 160V159H202ZM225 160V159H224ZM223 161V159H222ZM226 161V160H225ZM227 161V162H228ZM231 161V160H230ZM229 161V163H231ZM241 161V160H240ZM96 162V161H95ZM129 162V161H128ZM159 162V161H156ZM167 162V161H166ZM172 162V161H171ZM184 162V161H183ZM196 162H200L199 160H196ZM234 162V161H233ZM232 162V163H233ZM123 163V162H121ZM134 163V162H133ZM154 163V162H153ZM191 163V162H190ZM236 163V161H235ZM238 163V162H237ZM243 163V162H241ZM240 163V164H241ZM71 164V163H70ZM93 164V163H92ZM116 164V163H115ZM130 164V163H129ZM151 164V162H150ZM156 164V163H155ZM178 164V163H177ZM201 164V163H200ZM234 164V163H233ZM244 164V163H243ZM85 165V164H84ZM120 165V164H119ZM202 165V164H201ZM236 165V164H234ZM172 165H170L171 167ZM185 166V165H184ZM200 166V165H199ZM205 166H209V165H205ZM221 166V165H220ZM227 166V165H226ZM240 166V169L242 165L238 164V167ZM259 166H262L259 164ZM129 167V166H128ZM151 167V166H150ZM161 167V166H160ZM224 167V165L222 166ZM221 167V168H222ZM233 167V166H231ZM235 167V166H234ZM246 167H248L246 165ZM71 168V166H70ZM125 168V167H124ZM141 168V167H140ZM163 168V167H162ZM206 168V167H205ZM204 168V169H205ZM215 168V167H214ZM229 168V167H228ZM245 168V167H244ZM256 168V167H255ZM260 170L261 167H259ZM259 168L255 169L256 172L260 171ZM121 169V168H119ZM126 169V168H125ZM128 169V168H127ZM132 169V168H131ZM174 169V168H173ZM225 169V168H224ZM80 170V169H79ZM101 170V168H100ZM105 170V169H104ZM124 170V169H123ZM120 170V171H123ZM140 170V169H139ZM171 170V169H170ZM252 170V171H251ZM263 170H264V166H263ZM129 171V170H128ZM172 171V170H171ZM187 171V170H186ZM245 171V170H243ZM254 171V172H255ZM141 172V171H140ZM247 172V171H246ZM249 172V171H248ZM247 172V173H248ZM252 172V173H254ZM262 171H260L261 173ZM87 173V172H86ZM127 173V172H126ZM129 173V172H128ZM133 173V172H132ZM150 173V174H149ZM60 174V172H59ZM135 174V173H134ZM139 174V173H138ZM170 174V173H169ZM204 174V173H203ZM245 174V173H244ZM263 174V173H261ZM131 175V174H130ZM137 175V174H136ZM205 175V174H204ZM222 175V174H221ZM250 175V174H249ZM248 175V176H249ZM255 175V174H254ZM254 175H252L253 177H255ZM51 176V175H50ZM202 176V175H201ZM258 176H259V172H258ZM61 177V175H60ZM70 177V176H69ZM132 177V175H131ZM198 177V176H197ZM251 177V176H250ZM264 177V176H262ZM88 178V177H87ZM124 178V177H123ZM138 178V177H137ZM190 178V177H189ZM57 179V178H56ZM62 178H59L60 182H61ZM65 179V178H63ZM70 179V178H69ZM72 179V178H71ZM121 179V178H120ZM132 179V178H131ZM163 179V178H162ZM166 179V178H165ZM201 179V178H200ZM202 179H204L202 177ZM201 179V180H202ZM206 179V178H205ZM234 179V178H233ZM252 179V177L250 178ZM254 179H258V178H254ZM68 180V178H67ZM86 180V179H85ZM84 180V182H85ZM89 180V179H87ZM86 180V182H87ZM198 180V179H197ZM228 180V179H227ZM125 181V180H124ZM123 181V182H124ZM130 181V179H129ZM164 181V180H163ZM177 181V180H176ZM175 181V182H176ZM184 181V180H183ZM186 181V180H185ZM205 181V180H204ZM203 181V182H204ZM231 181V180H230ZM236 181V180H235ZM239 181V180H238ZM90 182V181H89ZM93 182V179L91 181V184ZM173 182V181H172ZM192 182V181H191ZM264 182V181H263ZM260 182L259 184L263 183ZM57 183V182H56ZM75 183V182H74ZM132 183V182H131ZM140 183V182H137ZM167 183V182H166ZM171 183V182H169ZM183 183V182H182ZM227 183V182H226ZM241 182H239L240 185ZM61 184V183H60ZM65 184V182L63 183V185ZM69 184V183H68ZM119 184V182H118ZM135 184V182H134ZM173 184V183H172ZM190 184V183H189ZM230 184V183H229ZM90 185V183H89ZM94 185V183H93ZM165 185V182L164 184ZM170 185V184H169ZM193 185V184H190ZM236 185V184H235ZM242 185V184H241ZM66 184L64 185V191L65 192H69L66 189ZM75 186V185H74ZM73 186V187H74ZM80 185V189H81ZM171 186V185H170ZM169 186V187H170ZM175 185H173L174 187ZM58 187V185H57ZM73 187L71 188L73 190ZM77 187V186H76ZM92 188H94V186H91ZM169 187H167V191L170 190ZM186 187V184H185ZM183 187V192L185 193L186 191H184ZM192 187V186H191ZM195 187V185H194ZM199 187V186H198ZM258 187V186H257ZM255 187V188H257ZM70 188V187H69ZM87 188V186H86ZM180 188V187H179ZM188 187H186V189H188ZM197 188V187H195ZM194 188V189H195ZM201 188V187H200ZM263 187H261L262 189ZM79 189V191H80ZM83 189V188H82ZM117 189V187H116ZM193 189V190H194ZM261 189H259V192L261 191ZM77 190V189H76ZM74 190V191H76ZM118 190V189H117ZM160 190V191H161ZM181 190V189H180ZM63 190H61V195L64 194V192L62 193ZM164 191V190H163ZM166 191V192H167ZM188 191V190H187ZM192 191V188L191 190ZM188 191L190 194L191 192ZM216 191V190H215ZM57 192V191H56ZM71 192V191H70ZM176 192V191H175ZM79 193V192H77ZM84 193V192H83ZM116 193V192H115ZM170 193V192H169ZM181 193V192H180ZM182 193V194H184ZM188 193V194H189ZM216 193V192H215ZM219 193V192H218ZM262 193V192H261ZM72 194V193H71ZM82 192L80 191V196H81ZM94 194V191H93ZM161 197V193L159 192ZM172 194V193H171ZM169 194V195H171ZM175 194V193H174ZM188 194H186V198L188 196ZM65 195V194H64ZM99 195V194H98ZM118 195V193H117ZM168 195V196H169ZM192 195H193V191H192ZM195 195V194H194ZM79 199L81 201H83L82 197ZM86 196V195H85ZM172 196V195H171ZM190 196V195H189ZM66 197H68V195H66ZM89 199H86L88 198ZM182 197V196H181ZM185 197V195H184ZM184 197H183V201H184ZM195 197V196H194ZM152 198V199H151ZM175 198V197H174ZM78 199V200H79ZM160 199V198H159ZM158 199V200H159ZM172 199V198H171ZM188 199V198H187ZM185 199L186 202V206L188 203H190V200ZM77 200V202H78ZM157 200V202H158ZM200 200V199H199ZM169 201V200H168ZM178 201V199L176 200ZM198 201V199L196 200ZM195 198L193 200L192 198V202H196ZM228 201V200H227ZM102 202V201H101ZM104 202V201H103ZM226 202V201H225ZM81 203V202H80ZM161 203V201H160ZM166 203V202H165ZM174 203V201H173ZM181 202L179 205L182 206ZM78 204V203H77ZM159 204V203H158ZM157 204V206H158ZM197 204V203H196ZM78 205V206H80ZM105 204H102L100 207H104ZM162 205V204H161ZM159 205V206H161ZM176 205V204H175ZM185 205V204H184ZM183 205V206H184ZM68 208H67V207ZM107 206V205H106ZM151 206V204H150ZM182 206V207H183ZM66 207V208H65ZM175 207V206H174ZM76 208V207H75ZM79 208V207H78ZM106 208V207H105ZM104 208V209H105ZM156 209V207H154ZM153 208V210H154ZM66 209V211H65ZM70 211L71 213H69L68 211ZM159 209V208H158ZM162 209V208H161ZM177 209V207H176ZM81 210V209H80ZM79 210V211H80ZM167 210V209H166ZM183 210V209H182ZM87 211V209H86ZM85 211V212H86ZM102 211V213H101ZM185 211V208H184ZM193 211V210H192ZM195 211V210H194ZM200 211V210H199ZM209 211V210H208ZM68 212V213H66ZM76 212L74 213L76 215ZM84 212V213H85ZM109 211L107 210V213ZM111 212V211H110ZM118 212V214H119ZM162 212V211H161ZM186 212V211H185ZM183 212V213H185ZM88 213V212H87ZM102 214V215H99ZM177 213V212H176ZM182 213V212H181ZM216 213V211H215ZM93 215V213L91 212L90 215ZM105 214V215H104ZM110 215V213H108ZM190 214V213H189ZM194 214V212H193ZM197 214V213H196ZM78 215V214H77ZM180 215V214H179ZM178 215V217H179ZM186 215V214H185ZM192 215V213L190 214V216ZM203 215V214H202ZM81 216V215H80ZM86 216L88 217V215L84 214V217L86 218ZM184 216V214L182 215ZM195 217V215H192ZM204 216V215H203ZM79 218V216H77ZM97 217L94 218V222L97 220ZM149 217V216H148ZM155 217V216H154ZM181 217V216H180ZM185 217V216H184ZM217 217V218H216ZM84 218V219H85ZM91 218V216H90ZM90 218L88 220H90ZM90 220V223L93 222L92 219ZM205 218V217H204ZM216 219H214L215 221L212 222L211 225H209V221H204V222H200V225H196L195 227H192L194 233L197 234V238L200 240L201 245H205L209 243L210 236L206 235L209 227L211 226V230L215 229L216 226L222 224L223 219H221V215L215 216ZM226 215H225V219H226ZM235 218V217H234ZM83 219V221H85ZM157 219V217L155 218ZM195 219V218H194ZM200 219V218H199ZM77 220V219H76ZM87 220V219H86ZM201 220V219H200ZM142 221V222H141ZM186 221H188L186 219ZM190 221V220H189ZM228 221V220H226ZM141 222V223H140ZM153 222V220H152ZM151 222V223H152ZM161 222V221H160ZM166 222V221H165ZM180 222V220H179ZM234 222V221H233ZM259 222V221H258ZM79 223V222H78ZM77 223V224H78ZM101 223V224H100ZM148 223H150L148 221ZM169 222H167L168 224ZM185 223V222H184ZM195 223V222H194ZM157 224V223H156ZM187 225L188 222H186ZM192 224V223H191ZM199 224V223H197ZM153 225V224H152ZM169 225H172V222L170 221ZM168 225V226H169ZM184 225V224H183ZM186 225V226H187ZM167 226V229L169 228ZM177 226V225H176ZM231 226V225H230ZM264 226V225H263ZM85 227V228H84ZM139 227V228H138ZM151 227V226H150ZM163 227V226H162ZM179 227V226H178ZM181 227V226H180ZM233 227V226H232ZM235 227V226H234ZM234 227L232 228V231H234ZM80 228L82 229L80 231ZM90 230L91 232L87 233V231L85 229ZM156 228V227H155ZM153 228V229H155ZM164 228V227H163ZM189 228V227H188ZM222 228V226H221ZM94 229V230H92ZM96 229V232H94ZM145 229V228H144ZM150 229V228H149ZM147 228V230H149ZM172 229V228H170ZM176 229V228H175ZM191 229V228H190ZM146 230V229H145ZM165 230V229H164ZM178 230V229H177ZM220 230V229H218ZM222 230V229H221ZM181 231V230H180ZM184 231V230H183ZM191 231H186L187 233L184 234V240H185V244L183 245L184 247H188L189 246V241L192 239L193 237V232ZM228 231V230H227ZM231 231V230H230ZM142 232V231H141ZM144 232V231H143ZM147 232V231H146ZM151 232V231H150ZM172 232V231H171ZM175 233V230L173 231ZM182 232V231H181ZM237 232V231H236ZM234 232V233H236ZM95 233V234H94ZM105 233L109 234V236H107ZM145 233V232H144ZM157 233V232H156ZM165 233V231H164ZM192 233V234H191ZM92 234V235H91ZM98 234V235H97ZM112 234V233H111ZM158 234V233H157ZM167 234V233H165ZM171 234V233H170ZM260 234V233H259ZM159 235V234H158ZM161 235V234H160ZM173 235V234H172ZM176 235V234H175ZM236 235V234H235ZM233 234L232 237L235 236ZM91 236V238L89 237ZM112 236V235H111ZM174 236V235H173ZM156 237V235H155ZM154 237V238H155ZM163 237V236H162ZM165 237V236H164ZM176 237V236H175ZM174 237V239H175ZM214 237V234H213ZM121 238V237H120ZM161 238V237H160ZM167 239V237H165ZM164 238V239H165ZM236 238V237H234ZM173 239V240H174ZM178 239V238H177ZM176 239V240H177ZM232 239V238H231ZM230 239V240H231ZM256 239V238H255ZM111 241V239H109ZM123 240V239H122ZM145 240V239H144ZM148 240V239H147ZM179 240V239H178ZM114 241V240H113ZM158 241V240H157ZM171 241V240H170ZM195 241V240H194ZM226 241V240H225ZM139 242V241H138ZM216 242V241H215ZM111 243V242H110ZM141 245L142 243L139 242ZM167 243L168 242H164ZM199 243V242H198ZM226 243V242H225ZM224 243V244H225ZM252 243V242H251ZM119 244V243H118ZM148 244V243H147ZM152 244V243H151ZM154 244V243H153ZM160 244H162L160 242ZM171 243H169L170 245ZM193 245V242L191 243ZM216 244V243H215ZM233 244V242H232ZM35 245V251H31L33 249V246ZM105 245V244H104ZM103 245V246H104ZM112 245V244H111ZM150 245V243L148 244ZM166 245V244H162ZM221 245V244H220ZM248 245V244H247ZM143 246V245H141ZM151 246V245H150ZM168 246V245H166ZM179 246V245H178ZM230 246V245H229ZM172 247V244H171ZM174 247V246H173ZM177 247V246H176ZM180 247V246H179ZM178 247V248H179ZM192 247V246H190ZM198 245L196 246L197 249ZM209 248H211L210 246H208ZM155 248V247H154ZM175 248V247H174ZM195 248V246H194ZM223 248V247H222ZM234 248V247H233ZM244 248V247H243ZM119 249V248H118ZM176 251L173 248H164V247H159L156 249H152L149 247H144L142 249H140V251L138 252L140 258L143 259V262H147V263H154V264H187V263H192L190 262L189 258H185V259H176L175 254H178L179 250H177V248H175ZM181 249V248H180ZM204 248L200 247L198 250L195 249H186V256L190 257V254L192 255V257L194 259L199 260L200 262V258L202 259L201 256V251ZM250 249V248H249ZM205 250V249H204ZM207 250V248H206ZM242 250V249H241ZM244 250V249H243ZM184 251V249L182 250ZM216 252V251H215ZM219 252H221V249L219 250ZM225 252V251H224ZM252 252V251H251ZM121 253V251H120ZM184 253V252H182ZM181 253V254H182ZM230 253V252H229ZM232 253V252H231ZM217 255V254H216ZM220 255V254H219ZM223 255V253H222ZM242 255V254H241ZM183 256V254H182ZM218 256V255H217ZM224 256V255H223ZM222 256V257H223ZM227 256V255H226ZM245 256V255H244ZM130 257V256H129ZM175 257V258H174ZM181 257V255H180ZM228 257V256H227ZM262 257V256H261ZM178 258V257H177ZM191 258V257H190ZM207 258V257H206ZM218 258V257H217ZM226 258V257H225ZM237 258V257H236ZM250 258V257H249ZM212 259H215V256L212 257ZM241 259V258H240ZM246 259V258H244ZM251 259V258H250ZM192 260V259H191ZM210 260V259H209ZM208 260V262H209ZM193 261V260H192ZM195 261V260H194ZM217 261V259H216ZM222 261V260H221ZM223 262V261H222ZM237 262V261H236ZM241 262V261H240ZM250 262V261H249ZM202 263V262H201ZM227 263V262H224ZM234 263V262H233ZM244 263V262H243ZM146 264V263H145ZM198 264V263H197ZM203 264V263H202ZM209 264V263H208ZM212 264V263H211ZM217 264V263H214ZM223 264V263H222ZM229 264V263H228ZM238 264V263H237Z\"/></svg>",
  "mask_w": 264,
  "mask_h": 264
},
{
  "label": "snow or ice",
  "instance_id": "obj_3",
  "mask_svg": "<svg viewBox=\"0 0 264 264\" xmlns=\"http://www.w3.org/2000/svg\"><path fill=\"white\" fill-rule=\"evenodd\" d=\"M31 251H33V252L35 251V245L33 246V249ZM0 264H38V262L33 257L32 260H25V259L0 260Z\"/></svg>",
  "mask_w": 264,
  "mask_h": 264
}]
</instances>
